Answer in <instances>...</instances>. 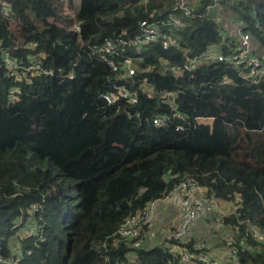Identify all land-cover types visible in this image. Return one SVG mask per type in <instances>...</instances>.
Instances as JSON below:
<instances>
[{
	"label": "trees",
	"instance_id": "16d2710c",
	"mask_svg": "<svg viewBox=\"0 0 264 264\" xmlns=\"http://www.w3.org/2000/svg\"><path fill=\"white\" fill-rule=\"evenodd\" d=\"M2 1L3 252L10 253L9 240L31 221L46 240L21 239V264H117L133 258L138 264H164L168 245L146 248L117 231L126 218L165 197L187 176L205 186L209 196L235 203L222 219L223 228L233 231L232 244L239 246L244 237L251 247L240 249V264H264V241L248 235L250 225L264 234V81L251 83L237 67L219 60L192 71L170 70L188 56L234 48L236 30H225L219 16H210L216 5L231 12L235 29L244 27L263 49L264 0H198L184 28L175 31L182 48L165 50L159 43L140 53L123 48L125 55L142 58L127 84L138 91L135 108L143 119L127 114V104L103 100L101 94L116 81L93 45L103 37L135 35L142 19L167 21L176 0H81L79 9L66 0H9V15ZM7 49L19 67L3 63ZM31 60L56 71L55 76L25 72ZM60 70L73 71V78L60 76ZM166 93L172 95L164 101ZM173 106L191 122L188 129L177 131L181 121L176 119L166 126L144 120L172 114Z\"/></svg>",
	"mask_w": 264,
	"mask_h": 264
},
{
	"label": "built area",
	"instance_id": "2783aa9c",
	"mask_svg": "<svg viewBox=\"0 0 264 264\" xmlns=\"http://www.w3.org/2000/svg\"><path fill=\"white\" fill-rule=\"evenodd\" d=\"M66 1L74 9L80 8L81 0ZM142 1L147 2L148 0ZM219 1L216 0L215 4ZM197 2L198 0H176L167 21L142 19L139 22V30L135 35L116 38L103 37L100 42L93 45V52L107 63L114 75L113 79L116 81L109 91L101 94L104 101L108 104L119 102L127 104L128 108H125L127 114L143 119L142 112L135 108L140 104L138 91L127 84V80L139 72V62L142 61V58L139 55H125L122 50L123 48L132 47L137 50V53H140L141 50L153 43L161 44L165 50L182 48V37L177 35L175 31L184 28L186 24L184 18L193 15ZM1 9L9 15L12 3L9 0H3ZM175 12H179L180 15H176ZM74 28L79 31L80 25L75 23ZM235 30V44L234 48L230 51L224 52L223 49H209L203 54L188 56L182 66L170 67V70L173 73H177L180 70L192 71L199 69L211 60H219L237 67L240 70L239 75L243 79L254 84L261 83L264 81V48H260L256 41H253L252 35L244 27L237 26ZM224 36L228 37L227 34H224ZM2 61L13 68H17L18 66L16 58L10 55L8 49L4 52ZM24 69L25 72L38 71V74L43 73L50 76H55L56 74V71L52 69L34 65L33 60ZM60 76L73 78L74 72L64 73L60 70ZM228 82L229 79L223 81V83ZM144 87L153 91V88L146 84ZM15 92L16 90H12L11 94ZM171 95V93L164 94V101L168 100ZM171 113L167 115H155L153 117L146 116L144 120L152 122L157 126H166L173 119L180 120L181 122H177L176 124L177 131H184L190 127L191 122L186 119L183 112L178 110L177 106L171 108ZM200 119H204V117H199L197 121L200 122ZM174 195H177L180 199V221L179 225L170 235L169 239L174 242L167 244L170 256L164 264H240V249L249 250L251 248L249 243L246 242L247 238L243 237L240 240V245L237 246L236 244H232L234 241L233 236L229 234L226 236L230 241V247L228 259L225 262L209 254L205 241L193 243V248L188 246V243L192 240V231L198 216L208 206L217 208L219 199L209 196L205 186L201 185L194 177L187 176L182 177L178 184L162 199H171ZM162 199L149 201L137 214L126 218L121 223L117 234L128 241L138 240V243H142L148 239L153 228L156 204ZM33 206L35 209H41L38 204ZM222 218L223 216L218 219L221 225L224 223ZM39 228L37 223L28 221L23 228V232L26 237L38 236L39 241H45L44 232H40ZM248 235H253L257 241H264V234L257 226L250 225ZM9 251V254H5L0 243V264H21L23 259L22 250L13 251L9 248ZM29 253H32V251H27V254ZM117 264H136V262L133 258L132 262H117Z\"/></svg>",
	"mask_w": 264,
	"mask_h": 264
},
{
	"label": "crops",
	"instance_id": "0c3cea01",
	"mask_svg": "<svg viewBox=\"0 0 264 264\" xmlns=\"http://www.w3.org/2000/svg\"><path fill=\"white\" fill-rule=\"evenodd\" d=\"M231 203L233 202L219 200L217 208L206 207V210L198 216L192 231L193 242L205 241L209 254L223 262L228 259L230 247L229 239L226 236L228 234L233 236V231L224 229V225L219 224L218 219L226 216V214L232 212V209L237 207ZM180 214V199L177 195H174L171 199L158 201L155 207L153 228L148 239L142 245L146 248L162 244L167 245L172 231L179 225ZM25 237L23 230L18 231L9 240V248L13 251L21 250V239Z\"/></svg>",
	"mask_w": 264,
	"mask_h": 264
},
{
	"label": "rangeland",
	"instance_id": "374dc122",
	"mask_svg": "<svg viewBox=\"0 0 264 264\" xmlns=\"http://www.w3.org/2000/svg\"><path fill=\"white\" fill-rule=\"evenodd\" d=\"M224 12H225V10L220 5H216L213 8H211L210 16H212V17L219 16L220 22L224 26L225 30H228L227 28H229V29L234 28V30H235V24L237 23V22H235V19H234L235 16L231 12L226 13V14ZM200 122L206 123V124H212L213 118L200 119ZM263 136H264V131H263ZM231 204L235 205V203H231ZM144 242L139 243V244H143Z\"/></svg>",
	"mask_w": 264,
	"mask_h": 264
}]
</instances>
